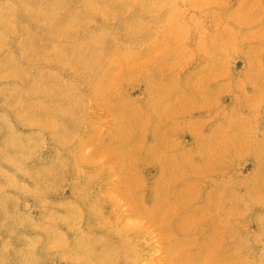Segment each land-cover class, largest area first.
<instances>
[{"label": "rangeland", "instance_id": "obj_1", "mask_svg": "<svg viewBox=\"0 0 264 264\" xmlns=\"http://www.w3.org/2000/svg\"><path fill=\"white\" fill-rule=\"evenodd\" d=\"M0 264H264V0H0Z\"/></svg>", "mask_w": 264, "mask_h": 264}]
</instances>
